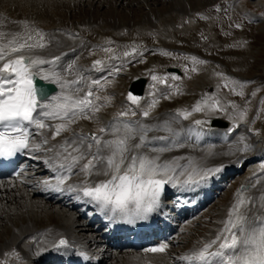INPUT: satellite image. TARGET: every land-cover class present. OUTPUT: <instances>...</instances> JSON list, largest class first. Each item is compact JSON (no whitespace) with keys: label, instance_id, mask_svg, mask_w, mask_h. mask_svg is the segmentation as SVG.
Wrapping results in <instances>:
<instances>
[{"label":"snow or ice","instance_id":"6c2138e0","mask_svg":"<svg viewBox=\"0 0 264 264\" xmlns=\"http://www.w3.org/2000/svg\"><path fill=\"white\" fill-rule=\"evenodd\" d=\"M13 22L21 25V31L11 34L0 31V157L11 158L25 151L47 154L43 162L54 175L42 182L45 188L58 192L67 190L76 199L94 205L105 218L128 223L147 219L157 212L161 208L166 185L174 188L198 186L222 171L223 165L208 168L202 163L203 158L191 155L164 158L166 153L185 148L182 140H190L194 134L198 142L202 137L199 128L206 121L195 120L196 127L178 129L174 124L180 118L187 120L193 112L226 111L215 94L202 96L191 111L177 109L175 115L158 123L132 119L130 117H135L136 111L124 109L95 131L76 132L73 125L81 119L96 118L101 108L111 102L110 97L98 94L104 85L76 70L75 61L64 69L74 76L73 79L57 71L61 56L66 53L53 56L50 60L23 54L26 50L31 52L46 48L50 42L48 34L33 27L27 20ZM103 51L111 54L109 60L120 58L110 47L103 48ZM137 52L138 49L133 46L123 56H132ZM190 59L194 65L192 71L197 70L196 64L206 63L195 56ZM45 65L49 67L46 69ZM105 66L103 60L97 59L91 68L100 71ZM171 78L179 79L177 76ZM168 79V76L152 75L154 83L151 87L154 91L151 101L141 109L142 117H150L159 102L156 84L167 85ZM38 80L57 84L60 90L52 94L38 86ZM237 83L232 81L233 85ZM228 86V83L224 84V87ZM170 87L179 93L178 86L173 84ZM232 90L235 91V87ZM239 94L243 95V92ZM127 100L139 108L142 97L129 91ZM229 104L234 110V116H229L233 121L229 131H233L247 119V109L240 110L233 102ZM68 132L71 135L63 136ZM158 132L165 134L150 135ZM35 134L41 137L39 142H34ZM58 137L63 138L53 143ZM252 149L253 145L240 136L230 154H247ZM259 171L264 174V161L260 163ZM74 175L83 179L72 183ZM260 182L257 179L256 184L241 185L225 218L218 222L221 226L215 236L174 257L175 264H264V193L259 197L247 195ZM66 245L68 241L61 237L53 247ZM168 248V243L162 242L144 251L165 254ZM10 254L20 258L15 250ZM8 255L5 253V256ZM0 264H5V261H0Z\"/></svg>","mask_w":264,"mask_h":264},{"label":"rangeland","instance_id":"374dc122","mask_svg":"<svg viewBox=\"0 0 264 264\" xmlns=\"http://www.w3.org/2000/svg\"><path fill=\"white\" fill-rule=\"evenodd\" d=\"M155 1H149L153 3L152 5L141 3L139 4L141 5L140 7H138V4L130 5L126 4V2L109 5L105 3L98 10L96 9L98 14L95 16L97 19L96 24L91 21L93 9L86 2L85 5L81 6L76 4L75 6H68L67 3L65 5L56 4L55 7L49 10L48 16L52 19H63L71 23L87 21L86 27H84L85 34L82 36L90 44V47L88 45L86 48H89L86 51L82 49L83 52L80 54L81 56L83 55L81 59L85 60L84 66L88 65L86 67H91L93 61L100 59L105 62L106 66H113L114 70L119 69L118 72L114 71L116 76L114 79L107 83H101L104 87L99 90L103 92L101 94L102 97L107 93L106 96L111 98V102L103 107V111L98 113L99 116L96 118L91 120L84 119V122L81 120L83 122L82 125L89 129L91 126L94 128V123L98 126L99 123L105 121L104 118L107 119L113 116L121 109H128L130 112L136 111V116L130 118L141 119V121L144 120L143 122L154 120L166 114L170 117V115L176 114L177 109L191 111L192 107L202 96L215 94L226 108V111L193 112L187 120L180 118L178 122L188 124L194 123L195 120H204L207 122L205 124L210 125L217 120L226 123V128L230 129L233 121L229 119V116H234V110L229 102H233L240 110L247 109V119L240 122L239 128L245 126V130H242L246 131L248 124L251 125L255 132L254 142L253 135L250 136L251 144L253 143V146H257L263 151L264 0H237L232 7L226 3V0H210L207 3L202 0H193L196 3L195 9H191V4L187 0H181L184 4L183 7L172 5V0ZM24 4L21 3L19 4L20 7L15 8L12 3L7 2V6L3 4L0 6H6V9L15 8L20 14H30L37 10L36 8L31 10L28 3ZM150 6L157 10L156 16L158 18H146L145 14L149 12L148 8ZM231 11L233 12L231 13ZM162 20L164 21L163 26L159 25ZM104 22L109 25L119 24L121 26L119 28L122 31L119 32L120 29L115 26L111 28L103 27L104 29H102L101 25ZM214 23L219 28L213 29ZM237 25L240 26L237 27ZM98 26L101 30L98 28L99 30L97 31L88 32V29L94 30L93 28ZM196 32L201 33L203 37L198 42L195 37ZM217 34L220 35L218 36ZM133 46L138 49V52L132 56H123V53L131 51ZM105 47L112 48L115 56L120 58L109 60L108 56L111 54L103 51ZM165 53L168 54L166 55ZM193 56L206 62L196 64V71L191 70L194 65L190 57ZM167 68H177L180 74L170 73ZM153 74L158 77L168 76L169 79L167 85L156 84L155 92L159 102L151 112L150 117L144 118L141 115V109L146 107L147 103L151 101V98L148 100V97L154 91L151 87L154 83L152 81ZM172 76H177L179 79L173 80ZM139 77H145L148 83L146 95L142 98L140 107L137 108V106L132 105L127 100V94L131 81ZM232 81L238 83L233 85ZM225 83H228L229 86L224 87ZM173 84L178 86L179 93L170 87ZM233 87H235V91L232 90ZM240 92H243V95H240ZM98 118H102V120ZM95 119L96 121L94 122ZM180 123L176 127L181 126ZM239 128L234 130L236 131ZM246 132L248 133V131ZM185 148L190 150L187 146ZM245 171L241 178H244L246 174L248 175L251 169L249 172ZM241 178L236 179L228 188L226 194L195 217V223L191 224V227L189 225L190 228H184L183 234L181 235L180 233L181 238L171 245L172 250H175V254L187 248L189 243L198 238L207 229L218 211L234 197L235 192L233 195L232 192L240 184ZM25 202L29 203L28 200ZM4 204L9 205L6 202ZM13 205L18 207L14 202L11 206ZM35 207L42 208L41 205L37 204L36 200ZM29 209L30 207L27 206L26 210ZM49 216L54 218L55 214L42 215L40 226L48 222ZM27 217L28 215L15 216V220H9L5 216L0 218V261H5V264H22L20 258L17 259L10 254L12 250L17 251L16 249L18 248L19 250L20 248L16 244H8L7 240L16 228L29 222ZM3 228L7 229L8 233L4 234L2 232V230L4 231ZM19 252L21 251L19 250ZM5 253H9V255L5 256ZM114 260L115 257L111 256V259L109 258L110 263L107 261L105 264H113Z\"/></svg>","mask_w":264,"mask_h":264},{"label":"bare ground","instance_id":"6f19581e","mask_svg":"<svg viewBox=\"0 0 264 264\" xmlns=\"http://www.w3.org/2000/svg\"><path fill=\"white\" fill-rule=\"evenodd\" d=\"M149 1L150 0H74V1H71V0L70 1L69 0H0V3H1L0 5L2 4L6 5V3L9 2V3H12V5H14V7L16 8V7H20L19 4L21 3L23 4L28 3L29 4L28 6L30 7L31 10H33L34 8L37 9L35 12L30 13V14H20L17 12L15 8L6 9L7 5L5 7L0 6V31L9 33V34L21 31V25L18 23H14L13 21H20V20L29 21L33 27L38 28L42 30L43 32L47 33L48 39L50 42L48 46L44 49H35L31 52L26 50L23 54L36 55V56H40L42 58L50 60L53 56H61L62 53H66V55L61 56V60L59 62V66L57 67V71L61 72V74L64 75L66 78L73 79L74 76L69 75L67 72L64 71V69L67 67V65L70 62L75 61L76 70L81 71L86 77L92 80L95 78H100L102 75H105V73H103L104 70L96 71L90 67H86L88 65H85V66L83 65L85 60L83 61L81 59L83 55L81 56L80 54H82V49H84L83 51H86L90 47V44L86 42V39L83 38L84 36H82L83 34H85L84 27H86L87 21L84 20V21H80L76 23H71L63 19H59V20L52 19L50 16H48L49 10L52 7H55L56 4L65 5V3H67L68 6L70 5L75 6V4L78 6H81V5H85V2H86L93 9L91 21L93 22V24H96L97 19L95 18V16L98 15L96 9L98 10V8L100 6H103L105 3L106 5H109V4H114V3L117 4V3L126 2V4H130V5L138 4V7H140L141 5L139 4L141 3L152 5L153 3ZM153 1L156 2L155 0ZM157 1H160V0H157ZM187 1L188 3L191 4L190 6L191 9H195L196 3L193 2V0H187ZM202 1L205 3L210 2V0H202ZM215 1H218V0H215ZM236 1L237 0H226V3H228L232 7L233 3H235ZM182 2L183 1L181 0H172L171 3L174 6L183 7L184 4ZM148 9H149V12L145 14L146 18L148 19L158 18L156 16L157 10L153 9L152 6H150V8ZM235 11L237 12V10ZM232 12L233 11H231V13ZM213 16L215 15L213 14ZM104 23H102L101 25L102 29H104L103 27H106V28L107 27L111 28L113 26L117 28L121 27L119 26V24L109 25L106 23V25H104ZM159 25L163 26L164 21L162 20L161 23L159 22ZM216 27H217V24L214 23L213 29H215ZM98 28L99 26L96 28H93L94 30L88 29V32L97 31L99 29L101 30V28L99 29ZM121 31L122 30L120 29L119 32ZM195 37H196L197 42L203 39V37L201 36V33L199 34L196 32ZM88 45L89 47L86 48ZM0 66H2V62H0ZM44 67L47 69L49 66L45 65ZM57 87L59 91L60 90L59 86L57 85ZM109 118L111 119L112 117H109ZM158 118L159 119L155 120L154 123H158L165 119H168L169 116H167L166 114ZM110 119L104 118L105 122ZM99 120H102V118H100ZM82 123L83 122L79 120L75 125H73V130L76 132L83 130L85 133H88L89 131L90 132L93 131L91 128L89 129L83 126ZM102 123L103 122L99 124L101 125ZM146 123H149V122H146ZM99 124L98 126H96L97 128L100 126ZM177 124L178 123L174 124V127H176ZM180 125L181 126H177L176 128L184 129L181 123ZM224 129L225 128L220 125L215 127V131H218L219 133L215 131H213V133L205 132L204 130L199 129V131L202 132V137L200 139L201 141L197 142L194 136L192 137L193 139L192 141H194L192 142L193 145L190 144L191 146L196 147L195 150L193 149L192 151H190L194 147L187 146L190 148V150H188L187 148L174 150L171 153L164 154V158L168 159V158H171L172 156L191 155L193 157H196L197 159L203 158L202 163L204 164L205 167H208V168H214V167L223 165L224 167L222 170L233 169L234 167H236V165H239V164H241L240 167L243 168V166H245V164L249 163L251 160H252L251 161L252 164L257 162L256 164L258 163L259 164L256 166H253L249 174L248 175L246 174L245 177L243 176L244 178H241L240 184H238V189H240L241 185L256 184V180L259 179L261 182L257 184L255 188L250 189L247 193V195L259 197L262 193H264V174H261L259 171V165L262 161H264V159H261V158H264V157L259 153V148L253 146L252 151L247 154L241 153V152H232V154H230V149H234V146H235V143L238 137L244 136L247 142L248 133L250 132L252 134L253 132L250 131L249 126H248V129H249L247 130L248 133L244 131L245 129L244 130L239 129V131L236 132L234 135L229 136L224 133H223L224 135L220 133V131ZM163 134L165 133H162V132L150 133V135H163ZM69 135H71V132L63 134V136H69ZM33 137H35L34 142H39L41 139V137L38 134H35ZM222 137L224 139L218 140L219 138H222ZM62 138L63 137H58L56 141H53V143L58 142ZM183 141L184 140H182L181 142ZM209 153H212V154L209 155ZM32 154L36 157L37 156L40 157L39 159H37L38 161H40V165L44 163L43 159L45 155H47L45 153H35V154L32 153ZM41 171L42 170L40 169V172ZM254 173H256L257 175L254 176L253 175ZM45 178H46V175L44 173H39L38 171L34 174H29L28 176H26L25 179H27V182H23L22 178H19L16 181H6V180L0 181V216L1 217L5 216L9 220H13L15 216L22 217V215H28L27 218H29L28 220L29 222L25 225H22L16 228L13 234L7 240L8 244H12V245L16 244L20 248L19 250L21 252H19L18 248L16 249L17 250L16 252L20 254V261L22 264L24 263L31 264L30 262L32 261L34 262L36 261L38 264H43L42 262L46 263L47 261H53L50 259L54 255L57 254V250H54L53 244L57 242L61 237L68 241V245H67L68 247L70 244L74 245L80 242V243H86L88 245V249L92 251L94 250L96 242L103 241L100 235L95 234V227L97 225H94V224L90 225L88 226L87 230H85V228L82 226L83 224L80 225L81 222H80L79 217L75 214L74 211L70 210L74 208L69 207L65 202L61 201L57 195H54L51 188H45L44 184L42 183L45 180ZM102 178L103 177H93V179H102ZM81 179H83V177L74 175L70 182L77 183ZM170 187H171L170 184L165 186L164 188L165 192L163 193V195H165L168 192V189ZM203 187H207V182L204 183ZM235 194H234V197H235ZM234 197L231 200H229L221 210L218 211V213L216 214V217L211 221L207 229L203 231V233L200 234L198 238H196L191 243H189L187 248H185L181 252H177L178 254H175V250H172L173 249L171 247L172 244L170 245V243H168L169 248H168L167 253L165 254L146 252L144 250L142 252L129 251L125 253L119 252V253L109 254V252L106 249L104 251H97L98 253L96 255L101 254L103 257L102 262L100 264H104L105 258H111V256L115 257L113 264H175V261L173 259L174 257L186 253L189 249L193 247H198L200 242L211 239L215 236L216 230L221 226L218 222L225 218L229 207L234 201ZM26 200L29 201L28 204L25 202ZM35 200L38 205L42 206V208L35 207ZM3 202L9 203V205L4 204ZM13 202L16 203L18 207L17 206L15 207L14 205L11 206ZM27 206L30 207L29 210H26ZM48 213L50 215L52 213L55 214V217L52 218L49 216L48 222L45 225H42L41 227L40 226L41 224L40 221H42L41 216L42 215L46 216ZM191 222L187 220L182 223L181 222L177 223L176 227L174 228V232H173L175 233V236L177 237L182 232V229L184 230V228L186 226H189ZM89 228H91L95 236H93L92 234L83 236L85 233H90ZM2 232L6 234L8 233V230L4 229V231L2 230ZM176 251H179V250H176ZM24 260L26 261L24 262Z\"/></svg>","mask_w":264,"mask_h":264},{"label":"water","instance_id":"95a60500","mask_svg":"<svg viewBox=\"0 0 264 264\" xmlns=\"http://www.w3.org/2000/svg\"><path fill=\"white\" fill-rule=\"evenodd\" d=\"M37 82H38V86H42L44 88L47 87L46 85L42 84L41 81H37ZM144 82H145L144 79H138L134 81L130 86V91H132L134 94H137V95L142 94Z\"/></svg>","mask_w":264,"mask_h":264}]
</instances>
